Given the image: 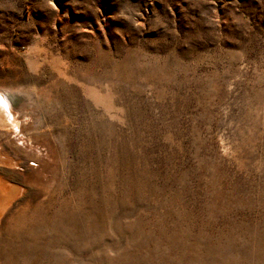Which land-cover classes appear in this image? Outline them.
Masks as SVG:
<instances>
[{
  "label": "rangeland",
  "instance_id": "rangeland-1",
  "mask_svg": "<svg viewBox=\"0 0 264 264\" xmlns=\"http://www.w3.org/2000/svg\"><path fill=\"white\" fill-rule=\"evenodd\" d=\"M0 264H264V0H0Z\"/></svg>",
  "mask_w": 264,
  "mask_h": 264
},
{
  "label": "bare ground",
  "instance_id": "bare-ground-1",
  "mask_svg": "<svg viewBox=\"0 0 264 264\" xmlns=\"http://www.w3.org/2000/svg\"><path fill=\"white\" fill-rule=\"evenodd\" d=\"M7 99L0 94V129L8 131L9 126H14L13 115L7 107ZM0 166L4 168L15 169L19 167V163L9 156H5L0 152ZM24 190L14 186L0 177V216L18 197L22 196Z\"/></svg>",
  "mask_w": 264,
  "mask_h": 264
}]
</instances>
